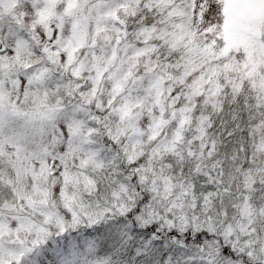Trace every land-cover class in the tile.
<instances>
[{"label": "rangeland", "instance_id": "rangeland-1", "mask_svg": "<svg viewBox=\"0 0 264 264\" xmlns=\"http://www.w3.org/2000/svg\"><path fill=\"white\" fill-rule=\"evenodd\" d=\"M67 1L0 0V23L6 17L7 23H10L6 34L3 33L6 44L0 34V47L2 44L7 47L4 52H0V68L7 67L15 79L14 84L10 76L0 83V107L4 105L7 111L5 117H0V233L5 236L3 239L6 242L12 241L13 235L17 241V227L21 232L26 228L18 244L19 252L25 258L22 263L17 261L16 264H74L75 259L79 258L75 256L78 247L89 253L84 250L85 227L94 229L100 239L105 238L106 232L97 230L101 228L99 218L103 217L101 212L104 210L112 214V221L106 227L113 230L110 231L113 246L130 255V245L137 240V235L131 234L130 221L127 223L121 218L125 209L115 204L118 203L116 197L111 200L114 204L105 208H98L94 201H91L90 208H84L80 200L98 195L100 186L96 177L109 178L120 190L121 196L133 192L131 198H134L138 190H143V193L151 190L154 172L150 174V169L153 171L154 167L161 165L158 153L164 150L178 151L166 155V158L171 159H183L188 153V161L195 155L194 145L204 137L208 121L200 117L198 125L192 124L198 115L193 113L195 102L190 106L189 101L194 97L197 101L206 98L207 101L211 100L212 95L204 98L203 94L213 90L212 87L207 88L206 83H210L217 72L202 70L191 74V68H187L175 81L170 71L167 72L170 75L168 78L156 69L152 73L140 71L141 66L154 67L159 62L157 58L151 62L141 59L136 62L134 54H141L135 46L139 44L137 32L142 37L140 49L145 51H156L157 45L148 44L149 40L162 39L167 42L168 48L176 52L175 59L177 56H187L191 62H197V57L200 61L220 60L219 71H231L237 76L243 74L250 81H253V73H260L255 54L261 49L257 44L264 45V35L260 31L264 24V0H198L197 4L194 2L196 0H192L193 10L200 15L205 25L199 27L201 31L193 28L188 35L196 39L194 34L202 33L203 41L200 44L184 39L183 32L188 33L190 27L187 25L185 28L181 23H177L176 33L167 31L162 34L157 26L149 31V35L139 31V25L133 26L130 17L118 14L115 2L121 5L128 0ZM93 5L95 8H92ZM72 15L76 16V20L71 18ZM118 17L126 22V42L120 38L123 29L116 22ZM103 21L109 23L104 27H116L114 29L119 33H103ZM47 22L50 24L47 25ZM74 23L79 24L75 27ZM20 26L26 29L21 30ZM0 27L2 31L1 24ZM50 27L53 28V35L48 37ZM86 27L89 30L87 39L83 36ZM156 30H159L158 33ZM78 31L80 35H76ZM112 36L115 38H107ZM30 39L32 42H29ZM32 45L41 50L33 51L38 61L28 63L34 56ZM82 47L86 51L80 56ZM76 48L78 52H75ZM169 54L172 55L171 51ZM173 59L164 64L163 72H166L167 66L173 67ZM42 62L45 68L50 65L54 67H49L50 74L47 68L41 75L35 76L41 81L39 83L33 79V70ZM176 68L184 70L179 66ZM35 71L37 73L39 69ZM189 75L193 77L194 83L185 80ZM230 83L231 79L228 85ZM253 86L257 84L254 82ZM191 87V96L189 92L184 104L173 101L177 97L176 92ZM236 88L232 87L231 90ZM162 90L165 95L160 100L158 98ZM74 91L84 93L86 97L88 146L81 145L78 137L69 132L80 120L77 116L83 114L72 117L71 113L66 112L58 118L60 127L54 130L52 140L48 138L49 133L44 132V143L56 141L58 136L68 140L75 138L73 142H64L57 149L42 147L38 150L31 148V145L23 148L20 138L26 136L32 141L33 137L30 131L22 132L25 124L26 128L40 130L42 123L57 119L56 115H60L63 107L67 108L75 101L84 106L82 98H73ZM254 92L248 88L246 96L261 103L264 100L263 90L257 87ZM16 113L22 119L18 123L22 127H15ZM0 114L4 115L1 109ZM7 134L8 138L11 134V142H7ZM235 146L233 142L231 150ZM164 163L166 170L160 177L167 178L164 182L177 181L182 176L181 169L173 174L174 167L171 169ZM9 165L12 173L6 174L4 169ZM252 170L264 176L260 167H252ZM165 184L158 186L163 188ZM187 206L194 208L190 212L209 214L228 208V203L224 200L213 202L211 198L201 196L188 198ZM151 215L155 219L154 226L165 223L161 221L162 216L157 209ZM85 221L95 225H86ZM11 227L13 230L10 231L8 228ZM170 227L181 226L171 224ZM200 228L194 227L196 231ZM169 242L170 239H166L161 244L168 245ZM236 245L234 239L231 247ZM17 258H21L20 254L0 252V264L13 263ZM84 264L92 263L84 260Z\"/></svg>", "mask_w": 264, "mask_h": 264}, {"label": "trees", "instance_id": "trees-1", "mask_svg": "<svg viewBox=\"0 0 264 264\" xmlns=\"http://www.w3.org/2000/svg\"><path fill=\"white\" fill-rule=\"evenodd\" d=\"M194 2L197 4L198 0ZM194 2L192 0H137L140 31L149 35L147 28H152L156 21V26L161 27V31L176 33L178 32L177 23H181L185 28L187 25L190 27L188 33L183 32L186 41L200 44L203 41L202 33L194 34L196 39L188 35L193 28H198L201 31L199 27L204 24L199 18L200 15L192 8ZM197 10L200 12V9ZM210 27L213 26L210 25ZM158 31L156 30V33ZM260 31L263 36L264 24ZM153 39L147 43L165 45L161 43L165 40L157 39V41H161L157 42ZM138 42L137 46L142 47L140 33ZM196 43H192V45ZM258 47L261 49L255 54V58L257 59L256 66H260V73L252 74V80L257 86H253L254 82L244 78L242 73L237 76L238 74L231 71L225 72L222 69L219 71L220 60L200 61V58L197 57V63L201 70H214L217 74L212 77L210 83H206L208 84L207 88L212 87L213 90L205 91L203 94L204 98L212 95L211 100L207 101L206 98L197 101L194 97L189 101L190 106L195 102L193 113L198 115L192 124L198 125L201 122L200 117L205 122L208 121V126H206L208 130L203 133L204 137L194 145L195 155H192L193 158L188 161L187 157L189 156L185 151L183 159L166 158V155L178 152L175 150L167 152L164 150L158 153L161 165L157 168L154 167L153 171L152 168L150 169V174L154 172L151 190L145 193L142 192L143 190H138L134 194V198H131L133 192L121 196L120 190L116 189L114 182L109 178L96 177L95 180L100 186L98 195L95 198L82 196L84 200H80V202L84 208H88V206L90 208L91 201H94L98 208H105L114 204L111 200L116 197L118 203L115 204L121 205V209H125L121 218L127 223L130 221L131 234L135 233L137 240L130 245V255L128 256L120 248H115L113 235L110 236L112 234L110 231L113 230L106 227L108 222L112 221V214L104 210L101 212L103 217L99 218L101 228L97 230L103 229L106 232L105 238L100 239L96 236L94 229L90 230L85 227L83 229L84 250L89 253L78 247L77 256L79 258L75 260V264H84V260L92 264H264V176L257 175L252 170V167H260L264 172V100L261 103L254 102L246 96L248 88L255 94L254 90L261 87L264 99V50L262 46ZM165 48L167 47L164 46L156 50V57L161 65L157 66L163 70L164 64L176 57L175 51H165ZM170 51L172 55L169 54ZM144 58L150 62L153 60L150 55L146 54ZM176 63L182 69L188 68L190 58L179 59ZM176 69L180 71V69L174 68V72ZM41 74L42 72L38 71L33 75L35 82H41L38 78L35 79L36 75ZM190 78L191 75L187 77V79ZM229 79H231L230 85H228ZM232 87L237 88L231 90ZM189 92V96H191L192 87L184 88L180 93L176 92L177 97L173 98V101L177 104H184ZM77 95L79 94L77 93ZM72 96L76 95L72 93ZM87 111L86 109L80 114H73L75 117L83 115L77 116L80 118L76 121L78 126L74 125L69 130L70 133L78 137L80 144L85 147L88 146L86 127L89 120ZM251 111H255V113L250 114ZM56 116L57 119L54 121L51 120L42 123V125L46 128L56 126L60 117ZM48 138L52 140L53 137L51 138L49 134ZM20 140L22 147L31 145V148L35 147L41 150L42 147L57 149L64 145V142H73L75 138L68 140L58 136L56 141L45 144L44 136L41 139L35 133L32 141L29 139L25 141L24 138ZM8 141H12L11 137L8 138ZM233 142L236 146L231 150L230 146ZM77 144L79 145L78 140ZM208 144L210 145L208 146ZM9 159L10 156L8 164H10ZM164 161L171 169L174 167L173 174H177V170L181 169L182 176L177 181L164 182L163 180L167 178L160 177V174L166 170ZM4 171L11 174L12 167L9 165ZM150 180L152 179H148V181ZM159 180L161 181L159 182ZM164 183L166 184L163 188L158 186V184L162 186ZM169 185L173 186L169 189ZM201 196L209 197L213 202L227 201L228 208H221L216 213L209 214L190 212L194 208L187 206L188 198ZM121 198H123V202H121ZM155 209L162 216L161 221L165 222L160 223L159 226H154L155 219L151 215ZM85 222L86 225H95L89 221ZM171 224L181 227H170ZM151 225L153 227H150ZM194 227L201 228L196 231ZM8 229L11 231L13 227ZM24 232H26V228ZM24 232H21L17 227V241L13 235V240L7 242L8 248L3 252L17 254L19 238ZM156 234L161 237H157ZM166 239H170L169 244H161ZM234 239L237 245L231 247ZM19 254L21 258H17L10 264H16L17 261L23 262L25 256L23 253L19 252Z\"/></svg>", "mask_w": 264, "mask_h": 264}]
</instances>
